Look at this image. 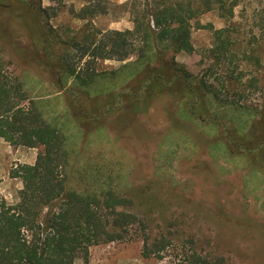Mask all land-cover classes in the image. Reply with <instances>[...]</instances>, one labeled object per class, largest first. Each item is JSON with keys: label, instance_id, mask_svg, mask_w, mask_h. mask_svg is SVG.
Segmentation results:
<instances>
[{"label": "rangeland", "instance_id": "1", "mask_svg": "<svg viewBox=\"0 0 264 264\" xmlns=\"http://www.w3.org/2000/svg\"><path fill=\"white\" fill-rule=\"evenodd\" d=\"M143 2L41 0V5L51 9L49 24L60 39L67 41L90 26L103 32L132 29L130 3L141 6ZM86 5H100L105 12L80 20L77 13ZM13 15L0 12V71L8 80L19 82L27 97L41 105L43 112L58 115L63 133L68 136L66 149L73 159L80 154L79 175L73 182L76 189L83 188L82 168L96 166L108 187L132 201L123 210L136 217L135 223L121 230L122 240L91 246L87 262L78 255L75 264H186L191 255L206 264H264V157L255 153L245 157L237 149H225L217 143L223 139L222 132L235 125L243 134L253 116L221 107L216 110L219 129L213 128L205 126L203 120L181 121L176 115V97L160 96L144 114L120 112L106 120L102 132H79L62 118L64 92H58L52 73L39 66L31 55L21 20ZM198 23L210 24L213 29L226 27L229 50L234 54L229 58L227 53L226 60L213 67L204 80L222 85V95L230 101L259 105L264 92L247 85L250 70L255 68L252 60H242V54L250 56L251 51H257L254 56L264 66L258 30L264 23V0H240L230 20L208 12L198 18ZM192 25L193 52L175 54L174 60L200 77L212 63L209 51L213 37L211 30L197 28L193 22ZM75 53L72 61L77 62ZM134 60L132 56L124 61L90 62L84 57L77 63L76 71H111ZM66 83L68 86L73 81L68 78ZM239 93L241 98L236 96ZM201 116L210 120L205 114ZM4 146L5 150L0 148V196L14 203L22 184L19 178L10 177V171L18 165L33 164L41 148ZM144 243L165 244V248L145 257Z\"/></svg>", "mask_w": 264, "mask_h": 264}, {"label": "trees", "instance_id": "2", "mask_svg": "<svg viewBox=\"0 0 264 264\" xmlns=\"http://www.w3.org/2000/svg\"><path fill=\"white\" fill-rule=\"evenodd\" d=\"M239 1L144 0L141 6L130 3L132 29L103 32L90 26L67 41L60 39L49 24L51 9L42 7L41 0H0V12L13 13L21 20L31 55L52 73L58 92H64L62 118L79 132H102L106 120L120 112L139 116L148 111L155 98L175 96L177 117L203 120L205 126L219 129L216 110L221 107L253 116L247 131L238 133L235 125L223 131V139L217 143L225 149H237L245 157L253 153L264 157V100L253 106L230 101L222 95V85L204 80L213 67L226 60L227 53L229 58L234 54L229 50L228 29L199 25L198 18L217 12L220 18L230 20ZM104 12L100 5H86L78 11L77 18L92 19ZM192 22L197 28L211 30L213 37L209 51L212 63L200 77L174 60L175 54L193 52ZM258 30L264 57V23ZM73 52L77 62L72 61ZM251 52L250 56L242 54V60H252L255 68L250 70L247 85L264 92V66L254 56L258 52ZM132 56L133 62L116 70L76 71L84 57L93 62L124 61ZM256 71L258 75L254 76ZM68 78L73 83L67 86ZM236 96L241 98L242 94ZM42 109L27 97L19 82L8 80L0 71V138L13 147L41 148L32 165H18L10 171V177L19 178L22 184L16 201L8 203L0 196V264H73L78 255L86 263L91 246L122 240L121 230L136 222L134 214L123 210L132 201L108 187L98 167L82 168L83 188L76 189L73 182L79 175L80 154L72 158L65 147L68 136L63 133L58 115L49 116ZM164 248L165 244L144 243L143 255L147 257ZM186 261L206 264L196 255Z\"/></svg>", "mask_w": 264, "mask_h": 264}, {"label": "crops", "instance_id": "3", "mask_svg": "<svg viewBox=\"0 0 264 264\" xmlns=\"http://www.w3.org/2000/svg\"><path fill=\"white\" fill-rule=\"evenodd\" d=\"M0 148L5 150L6 146L4 145H9L7 142H5L2 138H0ZM18 147H21V146H18ZM24 148V147H23ZM27 149H34V148H27ZM35 162V158L33 159V163ZM31 164V163H30ZM32 165V164H31ZM75 264V263H73Z\"/></svg>", "mask_w": 264, "mask_h": 264}, {"label": "flooded vegetation", "instance_id": "4", "mask_svg": "<svg viewBox=\"0 0 264 264\" xmlns=\"http://www.w3.org/2000/svg\"><path fill=\"white\" fill-rule=\"evenodd\" d=\"M182 121V119H181ZM171 130V129H170ZM176 133H181L178 129H174ZM173 129L171 131H174Z\"/></svg>", "mask_w": 264, "mask_h": 264}]
</instances>
